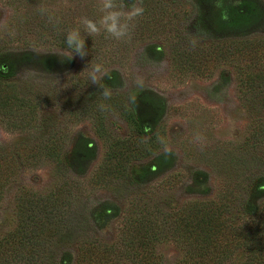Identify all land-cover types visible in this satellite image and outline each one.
I'll return each mask as SVG.
<instances>
[{
  "label": "rangeland",
  "instance_id": "1",
  "mask_svg": "<svg viewBox=\"0 0 264 264\" xmlns=\"http://www.w3.org/2000/svg\"><path fill=\"white\" fill-rule=\"evenodd\" d=\"M244 5L259 12L248 25L230 16L222 24ZM141 6L120 40L103 30L87 36L80 26L88 55L68 61L57 54L65 34L81 17L98 18V0H0V54L18 60V93L32 106L18 126L0 114V157L15 160L0 199V241L17 227L30 196L70 188L72 208L64 209L77 212L80 224L73 241L57 249L73 262L77 241L87 240L124 250L116 264H177L185 249L166 228L150 241L143 225L156 219L163 226L183 202L225 192L243 204L264 175V0ZM96 63L106 75L93 84L88 73ZM161 154L170 157L143 182L125 177L129 166ZM250 201L264 204V196ZM134 226L140 231L128 233ZM245 255L236 248L223 264H241ZM21 259L10 251L0 264H33Z\"/></svg>",
  "mask_w": 264,
  "mask_h": 264
},
{
  "label": "trees",
  "instance_id": "2",
  "mask_svg": "<svg viewBox=\"0 0 264 264\" xmlns=\"http://www.w3.org/2000/svg\"><path fill=\"white\" fill-rule=\"evenodd\" d=\"M255 12L254 6L244 5L234 8L229 16L231 20L239 22V25L246 26ZM53 60L51 58L49 61ZM16 67L18 60L6 53L0 54V114L13 127L21 125L22 122L16 124L15 121L24 120L32 108L31 100L18 93ZM144 98L154 105L159 103L149 96ZM132 107L140 122L143 114L134 104ZM137 132L142 135L144 129L137 127ZM169 157V154H161L150 164L131 165L126 169L125 177L133 184L141 183L161 170L163 161ZM14 164L13 156L0 157V199L5 180L14 173ZM70 191V188H62L61 194L51 191L47 194H35L36 196L25 200L21 204V212L17 213V227L0 241V256L10 251L17 252L18 258L33 264H116L124 258V250L114 252L111 246L87 240L77 241L74 262L70 254L57 249L60 243L73 241L80 224L77 212L64 209L72 208ZM247 193L243 204L238 200V195H228L227 192L214 198L183 202L179 208L170 210L163 226L153 219L143 225L144 231L153 233L149 237L153 242L160 238L159 230L166 228L169 237L185 249L177 264H223L236 248L244 249L246 254L241 264H264V204L257 205L250 201L252 197L264 196V175L252 181ZM233 212H239L240 219L239 216L237 219L233 218ZM109 213L111 212H104L102 217L109 216ZM112 215L116 213L112 212ZM129 223L132 224L133 220H129ZM137 227L134 226L128 233L135 230L139 232ZM154 229L158 230L157 234L153 232ZM143 264L155 263L152 261Z\"/></svg>",
  "mask_w": 264,
  "mask_h": 264
},
{
  "label": "clouds",
  "instance_id": "3",
  "mask_svg": "<svg viewBox=\"0 0 264 264\" xmlns=\"http://www.w3.org/2000/svg\"><path fill=\"white\" fill-rule=\"evenodd\" d=\"M41 14L47 12L46 9H39ZM99 16L96 20L88 17L79 18V25L69 29L64 37V48L57 54L68 61H71L74 56H79L81 59L88 55V49L85 47V35L92 37L103 30L106 38L120 40L126 38L130 34V22L136 17L143 14L141 0H132L131 4H126L125 0H98ZM51 18V17H50ZM90 63V62H89ZM88 63V64H89ZM91 83L96 84L97 80L106 75L103 66L100 63L92 65L91 71L88 73ZM105 98L111 95V92L104 88L102 92Z\"/></svg>",
  "mask_w": 264,
  "mask_h": 264
},
{
  "label": "flooded vegetation",
  "instance_id": "4",
  "mask_svg": "<svg viewBox=\"0 0 264 264\" xmlns=\"http://www.w3.org/2000/svg\"><path fill=\"white\" fill-rule=\"evenodd\" d=\"M241 7V6H240ZM239 8V7H238ZM244 9H245V7H243ZM255 10H256V12H255V15H254V17L259 13L258 12V10L256 9V7H255ZM228 18H229V13L227 12V17H226V19H224V20H222L221 22H222V24L223 25H225V24H227L228 23ZM252 20V19H251Z\"/></svg>",
  "mask_w": 264,
  "mask_h": 264
}]
</instances>
